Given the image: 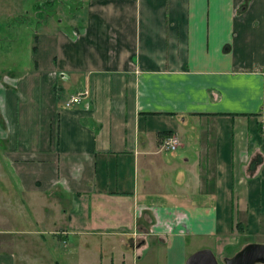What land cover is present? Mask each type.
<instances>
[{
	"label": "crops",
	"instance_id": "0c3cea01",
	"mask_svg": "<svg viewBox=\"0 0 264 264\" xmlns=\"http://www.w3.org/2000/svg\"><path fill=\"white\" fill-rule=\"evenodd\" d=\"M248 243L264 0H0V264H224Z\"/></svg>",
	"mask_w": 264,
	"mask_h": 264
},
{
	"label": "water",
	"instance_id": "95a60500",
	"mask_svg": "<svg viewBox=\"0 0 264 264\" xmlns=\"http://www.w3.org/2000/svg\"><path fill=\"white\" fill-rule=\"evenodd\" d=\"M224 264H256L264 263V244L248 243L231 257L223 259ZM185 264H217L212 252L207 249L195 251L189 255Z\"/></svg>",
	"mask_w": 264,
	"mask_h": 264
},
{
	"label": "rangeland",
	"instance_id": "374dc122",
	"mask_svg": "<svg viewBox=\"0 0 264 264\" xmlns=\"http://www.w3.org/2000/svg\"><path fill=\"white\" fill-rule=\"evenodd\" d=\"M64 9V8H63ZM12 51L10 57H13V56H16V58L19 59V61L23 62L25 61V55L28 54V50H25V49H14V50H10V52ZM21 66V65H19ZM25 66V64H24ZM55 255V259L59 262V264H80L81 263V257L79 256L78 253H73L71 255H67L66 257L65 256H61L59 255V252H57L56 254H53Z\"/></svg>",
	"mask_w": 264,
	"mask_h": 264
},
{
	"label": "built area",
	"instance_id": "2783aa9c",
	"mask_svg": "<svg viewBox=\"0 0 264 264\" xmlns=\"http://www.w3.org/2000/svg\"><path fill=\"white\" fill-rule=\"evenodd\" d=\"M88 97V91L87 90H80L73 94H70L64 101L63 106L64 107H70L74 104L79 103L81 100ZM86 106V105H85ZM162 147L165 149H173L175 147V140L172 137H168L164 140Z\"/></svg>",
	"mask_w": 264,
	"mask_h": 264
}]
</instances>
